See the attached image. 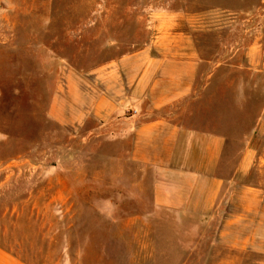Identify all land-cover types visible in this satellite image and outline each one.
Segmentation results:
<instances>
[{
	"label": "rangeland",
	"instance_id": "obj_1",
	"mask_svg": "<svg viewBox=\"0 0 264 264\" xmlns=\"http://www.w3.org/2000/svg\"><path fill=\"white\" fill-rule=\"evenodd\" d=\"M181 33L228 60L217 93L231 106L264 105V71L245 59L254 44L264 57V0H0V240L26 262L240 264L190 251L192 226L154 207L152 168L127 161L113 124L51 114L63 70L96 87L99 64Z\"/></svg>",
	"mask_w": 264,
	"mask_h": 264
},
{
	"label": "crops",
	"instance_id": "obj_2",
	"mask_svg": "<svg viewBox=\"0 0 264 264\" xmlns=\"http://www.w3.org/2000/svg\"><path fill=\"white\" fill-rule=\"evenodd\" d=\"M259 48L250 47L245 59L264 71ZM226 61L205 56L181 33L99 64L88 72L96 87L63 70L67 84L51 114L73 127L88 119L113 124L115 139L128 146L127 161L152 168L154 207L192 226L191 252L264 264V105L235 108L231 95L217 93V82L230 79L219 73ZM14 249L0 240V264H29Z\"/></svg>",
	"mask_w": 264,
	"mask_h": 264
}]
</instances>
